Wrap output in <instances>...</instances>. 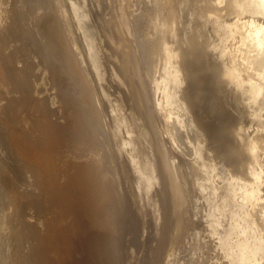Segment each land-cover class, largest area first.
I'll use <instances>...</instances> for the list:
<instances>
[{
  "label": "bare ground",
  "instance_id": "obj_1",
  "mask_svg": "<svg viewBox=\"0 0 264 264\" xmlns=\"http://www.w3.org/2000/svg\"><path fill=\"white\" fill-rule=\"evenodd\" d=\"M0 264H264V0H0Z\"/></svg>",
  "mask_w": 264,
  "mask_h": 264
}]
</instances>
